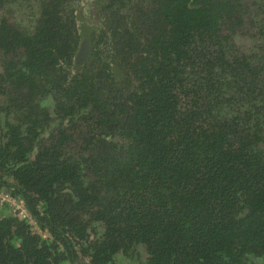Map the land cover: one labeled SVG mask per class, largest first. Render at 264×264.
Segmentation results:
<instances>
[{
	"label": "trees",
	"instance_id": "obj_1",
	"mask_svg": "<svg viewBox=\"0 0 264 264\" xmlns=\"http://www.w3.org/2000/svg\"><path fill=\"white\" fill-rule=\"evenodd\" d=\"M0 191V264H264V0H0Z\"/></svg>",
	"mask_w": 264,
	"mask_h": 264
},
{
	"label": "built area",
	"instance_id": "obj_2",
	"mask_svg": "<svg viewBox=\"0 0 264 264\" xmlns=\"http://www.w3.org/2000/svg\"><path fill=\"white\" fill-rule=\"evenodd\" d=\"M0 208L8 210V213L18 216L21 220L29 221L23 202L2 191H0Z\"/></svg>",
	"mask_w": 264,
	"mask_h": 264
},
{
	"label": "water",
	"instance_id": "obj_3",
	"mask_svg": "<svg viewBox=\"0 0 264 264\" xmlns=\"http://www.w3.org/2000/svg\"><path fill=\"white\" fill-rule=\"evenodd\" d=\"M89 54V43L86 39H84L82 42H81V45H80V48H79V51L77 53V56H76V63L77 64H81L83 63L87 56Z\"/></svg>",
	"mask_w": 264,
	"mask_h": 264
},
{
	"label": "rangeland",
	"instance_id": "obj_4",
	"mask_svg": "<svg viewBox=\"0 0 264 264\" xmlns=\"http://www.w3.org/2000/svg\"><path fill=\"white\" fill-rule=\"evenodd\" d=\"M239 41L241 42V44L243 46H248V44H249V42L247 40H245L244 38L239 39ZM239 41H238V43H240ZM2 192H4V191H2ZM3 210H4L3 208H0V214L2 213ZM7 213H8V210H6V213L5 214H7ZM117 262L119 264H125V262L123 261V259H122L121 256L118 257Z\"/></svg>",
	"mask_w": 264,
	"mask_h": 264
},
{
	"label": "crops",
	"instance_id": "obj_5",
	"mask_svg": "<svg viewBox=\"0 0 264 264\" xmlns=\"http://www.w3.org/2000/svg\"><path fill=\"white\" fill-rule=\"evenodd\" d=\"M3 211H6V210H3Z\"/></svg>",
	"mask_w": 264,
	"mask_h": 264
}]
</instances>
